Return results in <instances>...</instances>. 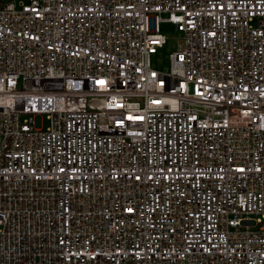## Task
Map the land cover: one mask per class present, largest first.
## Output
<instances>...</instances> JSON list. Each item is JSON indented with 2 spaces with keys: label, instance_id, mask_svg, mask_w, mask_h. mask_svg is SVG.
Returning a JSON list of instances; mask_svg holds the SVG:
<instances>
[{
  "label": "built area",
  "instance_id": "2783aa9c",
  "mask_svg": "<svg viewBox=\"0 0 264 264\" xmlns=\"http://www.w3.org/2000/svg\"><path fill=\"white\" fill-rule=\"evenodd\" d=\"M0 264H264V0H0Z\"/></svg>",
  "mask_w": 264,
  "mask_h": 264
},
{
  "label": "rangeland",
  "instance_id": "374dc122",
  "mask_svg": "<svg viewBox=\"0 0 264 264\" xmlns=\"http://www.w3.org/2000/svg\"><path fill=\"white\" fill-rule=\"evenodd\" d=\"M4 2L9 0H2ZM26 2L28 0H25ZM161 32L167 37V41L162 48L157 50L150 59L152 69L159 72H167L170 69V56L177 52L182 45L183 35L171 24H161Z\"/></svg>",
  "mask_w": 264,
  "mask_h": 264
}]
</instances>
